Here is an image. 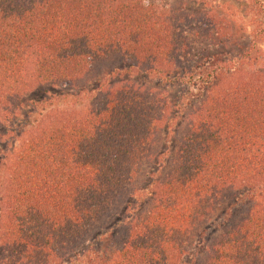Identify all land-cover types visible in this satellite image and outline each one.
Masks as SVG:
<instances>
[{"label":"trees","instance_id":"obj_1","mask_svg":"<svg viewBox=\"0 0 264 264\" xmlns=\"http://www.w3.org/2000/svg\"><path fill=\"white\" fill-rule=\"evenodd\" d=\"M262 34L242 56L217 58L238 44L218 12L178 14L145 0H0V103L11 115L35 88L83 90L111 66L90 113L27 131L0 203V264H63L106 206L132 194L128 185L155 157L169 120L166 97L129 82L133 73L185 86L198 80L203 91L152 207L137 214L128 205L132 221L116 231L112 264H186L228 197L244 213L209 239L199 263L264 264V55L253 51ZM114 77L129 85H111Z\"/></svg>","mask_w":264,"mask_h":264},{"label":"rangeland","instance_id":"obj_2","mask_svg":"<svg viewBox=\"0 0 264 264\" xmlns=\"http://www.w3.org/2000/svg\"><path fill=\"white\" fill-rule=\"evenodd\" d=\"M145 2L147 4H163L165 7H169L172 13L177 11L178 14L190 11L196 13L211 11L227 17L238 44L225 49L217 58L232 59L242 56L251 40H256L254 32L264 29V0H145ZM253 51L257 56L264 55L263 34ZM250 60L247 58L243 66L245 72L249 70L248 73L251 72V68L247 65ZM212 63L214 64V62ZM192 65H194L193 62ZM110 67L105 65L100 67L98 70L102 74L90 81L83 90L78 87L71 89L68 85L59 86V88H35L27 94V102L20 111V115H11L12 112L7 106L0 103V203L4 198L7 183L10 182L8 180L12 158L21 149L24 137L31 126L34 127L41 121H51L74 115V112L90 113L97 106L98 99L101 98L100 90L108 88L102 84V79ZM133 76L135 77L129 82L146 84L166 97L169 109L165 115L169 120L163 122L159 129L152 152L155 157L147 160L140 176L128 185L132 194L114 205L106 206L107 212L99 214V221L94 222L91 230L84 234L77 247L62 256L61 263L63 264H112L111 255L118 244L116 231L121 232L129 228V222L132 221L128 215L124 216L128 205H131L128 210L137 214H144L152 207L154 189L158 187L159 181L174 164L173 158L180 147L181 136L186 127L184 120L199 107L200 101L197 100V97L203 91V84L198 80H196V84L189 83L185 86L181 83H164L160 81L161 79L153 76L147 77L145 81L140 79L139 74L133 73ZM122 79L126 80V77H114L110 80V84H123L124 82H119ZM126 82L129 85L128 80ZM9 117L10 119H8ZM161 161L164 162L163 167L159 172H156L157 164H162ZM156 177L159 180L152 182L151 179ZM260 198L257 197V199ZM234 201L228 197L226 202L216 208L215 213L204 226L203 238L198 237L191 253L183 256L186 264H201L199 262L201 259L203 261L209 248L207 245L209 239L217 237L220 231L241 217L245 207ZM102 228L105 229L106 234L96 242L95 235Z\"/></svg>","mask_w":264,"mask_h":264}]
</instances>
